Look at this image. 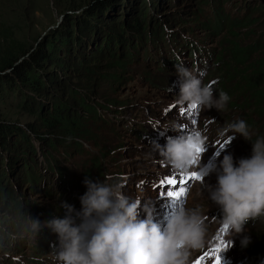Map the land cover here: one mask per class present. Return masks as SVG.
Here are the masks:
<instances>
[{"label":"rangeland","instance_id":"1","mask_svg":"<svg viewBox=\"0 0 264 264\" xmlns=\"http://www.w3.org/2000/svg\"><path fill=\"white\" fill-rule=\"evenodd\" d=\"M84 1L85 0H0V28L2 24L9 27L11 35L15 40L24 44L26 46L25 48L32 47V49H36L38 46L43 45L50 37L55 36L63 29L65 30L66 25L73 19H76L77 16H82L87 7ZM141 1L142 0H139L135 8L131 9L128 5L124 6L125 4H123L122 0H112L113 6L105 12L103 22L99 24L111 25L113 22L118 20L120 22L124 18L131 20L140 18L142 12L146 8V5H140ZM148 1L154 3L153 6L149 4V20L146 19L145 21V19L141 18L138 19V21L141 20L143 23L146 22L147 24V22H149L151 24L152 20H159L161 25H165V34L167 35L173 33L175 37L183 35L187 39L190 37L195 39L199 38L205 42L211 43L223 39L224 34L227 33H223V31L215 33L201 26L200 22H203L204 18L199 14L198 0ZM117 2H119V4ZM107 17H109V19H107ZM194 23L197 24L193 25ZM244 24L249 25V27L247 33L245 32L241 36V38H243L240 39V44H248L250 42L251 44H264V0H257L255 9L248 14ZM99 27V29H95V31H97L95 36H99V34H102L104 31L103 26ZM73 28L74 27L71 26V30H73ZM187 29H192L191 33H188ZM93 33L96 32L93 31ZM85 40L88 41V39H84V43L86 42ZM91 46L86 50L88 53H90L93 48ZM225 46H227V43L224 47ZM169 48L172 50L173 46L163 47V51L166 53ZM91 53H93V51ZM62 56L64 57L63 54ZM150 59L153 58L150 57ZM226 62L227 66L225 70H227L228 65L232 63L228 61V59ZM88 63L90 65H97L96 70L100 74L95 75L96 79L94 80L93 78L91 87L86 86L87 88H80L88 89L89 97L87 102L90 103V108L98 109V119L93 122L85 123L86 132L84 133H87L90 138H84L80 143L69 141L55 145L53 152H65L67 156L62 153H56L51 157L49 156L52 163H56L57 166H59V169H52L55 177L52 176L48 179L49 181L51 179L53 185L55 184L54 194L60 201H51L45 198L44 192L39 188H33V186L27 182V178H13L9 175L7 180L12 184L13 191L18 193V195L29 204H32L34 201L40 203L45 201L58 206L57 202L59 201L62 203V198L69 195L80 201V197L87 190L83 183L86 176L91 177L95 181L96 179L104 180L106 176L112 175L123 183L124 187L122 191L125 195L132 197V199L139 198L140 208L144 209L147 205L152 209H164L170 206L169 201L172 199L166 196V190L171 186L167 185L166 178L175 175L178 180L183 178L188 181L186 184L178 183L176 186H171V190H177L182 187L186 189L182 205L188 208H200L202 213L207 217L205 221L207 226L206 246L211 242V239L219 233L222 227L218 220V218L222 216L221 210L219 206L209 199V194L203 186L204 184L214 186L216 184V174L212 173L208 177H205L204 181L194 177L189 179L192 177L193 173L191 170L187 173L173 170L163 161L162 157L156 159V157H152V152H147V150L154 149L153 144H147L135 138V131L139 129L142 123L147 132H154L160 140L166 139L167 136L177 135L174 131H168L166 135H161L159 130L153 129V124L163 127L172 122L166 123L152 120L148 123V121H146V119L152 118L153 116L158 117L160 110L175 105L174 100L177 94L169 92L164 87L171 84H163L160 81H155L157 80L156 78H164L166 73L145 66V61L137 55L135 59L127 63L124 68L106 66V60L101 58H92ZM59 69L60 68L55 70ZM44 70L48 71L47 73L54 71L49 68H45ZM252 71L251 68L248 71V80L250 81L254 78ZM60 72H62V76L65 79L68 77L69 81L75 84L73 82L74 79L71 78L74 72L70 70V67L67 68L66 71ZM223 72L224 69H220V71L215 74L217 76L223 74ZM116 73L119 75H115ZM211 79H213L212 76ZM234 79L236 82L241 81L242 76H235ZM58 88H61V86H58ZM61 89H65V87ZM226 89H229V87ZM61 91H59V93ZM101 104L103 107H100ZM107 104L111 106L106 109L105 107H107ZM9 108H11L9 114L12 115L13 119H17V115H19L17 113V108L13 109L12 106ZM9 108L5 110L8 111ZM213 109L215 113H217L216 122L210 123L203 120L198 127V129L203 131L205 136H209L206 151L202 156V163L208 164L210 162H216L219 164L225 154H231L234 161H238L240 158H250L252 155V142L246 140L239 133H229L230 136L234 135L235 138L229 144L227 143L224 148L219 147L228 141L227 136L223 139L219 137L220 130L228 123L236 121L238 115L242 116L243 113H241L237 107L230 106L228 103L220 111L215 108ZM79 112L83 113L84 111L81 110ZM203 112L204 109L200 110L199 119L202 117ZM19 117L18 120L20 121L31 119L25 114ZM198 118L195 114V119ZM173 122L187 125L188 131L195 128L184 119H177ZM259 123L260 125L264 123V119H260ZM19 124L25 127L24 123L19 122ZM249 132L252 140L256 135V131L252 132L249 129ZM260 137H264V131L261 132ZM76 145L79 146L80 150L75 149ZM39 147L40 148L37 149V154L39 153L40 160L44 161V159L47 158V156L43 154L46 150L42 148V145ZM42 163L44 165V162ZM47 173L50 174V172ZM59 176H63V178H59ZM62 179L70 181L76 192L68 193V187L63 184L64 181L62 182ZM162 181L164 182V192L159 194L154 191V188L152 189V186L157 184L160 187L158 183ZM139 184H141L144 189L143 191L150 194L143 193ZM75 208L80 210L81 204L79 207ZM34 212L35 210H33V213ZM3 213L4 210L0 208V218L5 220L11 219L13 222L15 221L8 213H5L6 217H3ZM39 213L41 214V212ZM34 214L35 219L39 217L38 214ZM37 220L39 221V219ZM249 221L250 223L245 225L244 233L234 235L229 234L228 231L226 235V237L235 244L234 250H232L233 256L235 258H241L247 263L248 258L244 257L238 251L242 246L241 239L244 235L251 238V243L249 245L255 246L257 251H262L264 248L257 247L259 239L264 236V217ZM44 222L45 221H42L43 224L46 223ZM1 227L6 229L8 225L2 223ZM7 229L15 233L14 228ZM20 237L22 243H25L19 247L17 251L12 252L7 250L8 245L6 244L5 238L0 235V264H11L13 259H15L16 264L30 263V259H32L33 256L29 253L28 249H26V245L32 238L36 237H25V235H20ZM203 252L204 249L193 252L191 259L197 253Z\"/></svg>","mask_w":264,"mask_h":264},{"label":"trees","instance_id":"2","mask_svg":"<svg viewBox=\"0 0 264 264\" xmlns=\"http://www.w3.org/2000/svg\"><path fill=\"white\" fill-rule=\"evenodd\" d=\"M122 2L124 6L128 5L133 9L139 0ZM228 2L230 3L226 7ZM256 2L257 0H198L197 3L199 14L204 18V21L200 22L201 26L215 33L227 32L223 39L218 40L222 50L220 58L224 55L226 61L228 59L232 62L225 73L228 76L230 74L229 77L232 79L235 76H242L241 81L236 82L234 79L229 89H221L230 97L227 103L243 113L244 121L251 129L258 131L260 137L264 131V123L261 125L259 123L260 119H264V44L239 42L243 38L241 36L248 31L249 25L244 24V21L255 9ZM84 3L87 7L82 16H77L66 25V31L63 29L58 32L36 49L25 48L24 44L15 40L9 27L2 24L0 28V208L4 210L3 217L8 213L15 219L13 222L11 219L0 218V235L5 238L7 250L12 252L17 251L25 243H22L20 235L31 236L28 231L29 218L47 222L64 216L62 204L65 202L74 207L80 206V201L71 195L62 198V203L55 196V184L53 185L48 178L55 177L52 169H59V166L52 163L49 156L56 153L67 156L65 152H53L55 145L69 141L80 143L84 138H90L84 133L85 123L98 119V109L90 108V103L87 102L88 89H81L91 87L93 78L96 79L95 75L100 74L96 70L97 65H90L88 62L92 58H101L106 60V66L124 68L136 55L141 59L150 58L146 50L147 44L165 42V39L173 40L175 37L173 33L165 34V25H161L159 20H152L151 24L138 21L141 18L149 20V7L154 5L152 1L140 2V5H146L140 18L133 20L124 18L111 25L99 23L103 22L105 12L113 6L112 0H85ZM233 8L236 12H233ZM195 24L197 23L193 25ZM98 25L103 26L104 31L95 36L97 34L95 29L100 28ZM71 26L74 27L73 30ZM187 30L191 33L192 29ZM84 39L88 41L85 40L84 43ZM226 43L227 46L224 47ZM90 46L93 47L91 49L93 53L86 51ZM69 67L74 72L71 78L75 84H72L68 77L65 79L60 72L66 71ZM154 67L158 71L166 72L163 70L164 64L160 61H157ZM45 68L54 71L47 73ZM58 68L60 69L55 70ZM250 68L253 70L252 81L248 80ZM211 76L215 78L216 74L213 73ZM58 89L62 91L59 93ZM11 106L13 109L17 108L18 118L25 114L31 119L27 121L13 119L9 114ZM109 106L111 105L107 104L105 108ZM7 108L8 111L5 110ZM81 110L84 112L80 113ZM19 122L24 123L25 127L20 126ZM40 145L46 150L43 153L47 156L44 161H41L39 153L37 154ZM75 149L80 150L78 145ZM9 175L13 178H27V182L33 188H39L44 192L45 198L51 201L59 200L58 206L45 201L43 203L34 201L29 204L13 191L12 184L7 180ZM61 181H64L68 193H71L73 190L71 182L65 179ZM33 210L39 215L36 219ZM2 223L8 225L7 228H14L15 233L7 228L3 229ZM48 230L50 229L45 228L46 235ZM258 243L264 244V236ZM42 244L41 237L32 238L27 243L26 249L33 256L29 264H35L37 261L34 253L40 251Z\"/></svg>","mask_w":264,"mask_h":264},{"label":"clouds","instance_id":"3","mask_svg":"<svg viewBox=\"0 0 264 264\" xmlns=\"http://www.w3.org/2000/svg\"><path fill=\"white\" fill-rule=\"evenodd\" d=\"M174 68L178 80L170 91L179 87L175 105L218 111L226 106L228 94L220 91L218 98L214 97V89L204 83L205 70L189 68L183 62L175 63ZM187 127L178 122L163 127L153 124L161 135L168 131L177 133L167 136L164 145L153 141L154 150L173 170L185 173L191 170L201 181L215 173L216 184L203 186L209 199L221 210L219 223L229 234L244 233L249 220L264 216V137L253 142L246 121L230 122L220 130L219 137L227 136L229 144L235 138L229 133H239L252 142L251 157L234 161L231 154H225L219 164H203L206 136L198 128L188 131ZM83 183L87 190L80 197V210L65 202L62 218L45 224L28 219L32 237H38L43 228L56 234L58 243L50 251L55 264H194L192 253L205 248L207 217L200 208L178 206L162 226L154 220L153 209L147 205L145 218H138L139 198L125 195L124 185L116 177L108 175L104 180L94 181L86 176ZM250 243L251 238L244 235L242 247Z\"/></svg>","mask_w":264,"mask_h":264},{"label":"snow or ice","instance_id":"4","mask_svg":"<svg viewBox=\"0 0 264 264\" xmlns=\"http://www.w3.org/2000/svg\"><path fill=\"white\" fill-rule=\"evenodd\" d=\"M183 114V113H182ZM195 122V121H193ZM228 143L225 142L224 145H220V148H224L226 146V144ZM198 152L200 151L199 149L197 150ZM195 163V160L193 161ZM196 178V179H200V177H198L195 173H192V177L191 178ZM188 181L184 180L183 178L181 179H177V177L175 175L170 176L168 178H166V183L167 185H172V186H176L178 183L179 184H186ZM162 184L164 183L163 181L161 182ZM185 189L184 188H179V190H166V196L167 197H171V198H179L183 193H184ZM222 248H216L214 250V254H215V264H221V257H220V252L222 251ZM205 255H208L207 253Z\"/></svg>","mask_w":264,"mask_h":264}]
</instances>
